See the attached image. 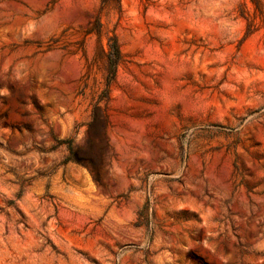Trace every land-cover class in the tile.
Here are the masks:
<instances>
[{
  "label": "rangeland",
  "instance_id": "374dc122",
  "mask_svg": "<svg viewBox=\"0 0 264 264\" xmlns=\"http://www.w3.org/2000/svg\"><path fill=\"white\" fill-rule=\"evenodd\" d=\"M0 264H264V0H0Z\"/></svg>",
  "mask_w": 264,
  "mask_h": 264
}]
</instances>
